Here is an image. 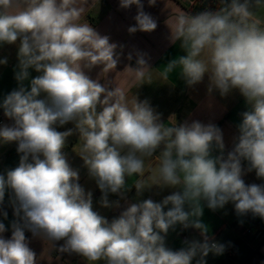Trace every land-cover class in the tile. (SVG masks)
I'll return each instance as SVG.
<instances>
[{"label":"clouds","instance_id":"clouds-1","mask_svg":"<svg viewBox=\"0 0 264 264\" xmlns=\"http://www.w3.org/2000/svg\"><path fill=\"white\" fill-rule=\"evenodd\" d=\"M132 5L137 15L129 33L155 30L157 23L143 11L141 0H120L122 8ZM81 11L76 0H0V44L19 42L18 87L0 101L12 123L0 126V143L15 142L20 154L18 166L0 173V205L8 193L16 218L10 238L3 236L8 229L0 222V264H37L26 231L51 242L63 240L60 252L89 262L206 264L204 257L222 253L223 245L208 240V227L200 219L202 201L213 210L231 202L237 213L264 219V183L243 179L254 171L264 180V22L239 0L220 11L183 14L177 20L174 39L186 55L169 63L165 78L177 67L188 85L208 74L221 95L238 90L249 106L225 155L222 131L213 124L165 127L146 101L129 106L121 97L109 103L113 92L102 99L105 88L84 69L114 68L117 45L78 23ZM29 69L38 75L25 86ZM99 104L105 106L97 112ZM68 123L75 124L83 140L80 155L101 192L102 207L113 206L109 193L123 196L129 190L128 177L143 176V157L161 145L158 183L175 190L160 202L130 203L111 220L101 215L64 151L72 129L58 127ZM134 187L139 194L146 186L138 181ZM0 215L7 219L6 211ZM176 225L199 230L203 240L170 249L165 238Z\"/></svg>","mask_w":264,"mask_h":264},{"label":"crops","instance_id":"crops-1","mask_svg":"<svg viewBox=\"0 0 264 264\" xmlns=\"http://www.w3.org/2000/svg\"><path fill=\"white\" fill-rule=\"evenodd\" d=\"M195 1L155 0V4L150 5L149 0H141L143 11L155 20L157 27L151 32L138 30L129 33L128 28L136 24L134 19L137 15L136 5L122 8L120 0H76V7L82 10L78 23L88 24L100 35L108 36L110 43L117 45L115 48L117 64L114 68H105L97 64L84 70L91 79L98 81L105 88L106 92L102 94V99L109 92H113L116 95L108 97L109 103L121 97V102L129 106L133 101H146L165 127L191 124L193 121L219 127L223 134V152L226 155L231 151L234 138L238 135L237 125L241 122V113L249 109L239 91L232 90L226 95H221L219 90L212 86L208 74L201 82L188 85L179 67L168 72L165 78L169 63L186 55L181 47V41L174 39V34L179 15H189L187 9ZM245 3L253 18L264 22V0H246ZM222 6L229 7L230 3L223 2ZM18 46L19 42L0 44V60L7 59L6 64H0V101L18 87L14 78L19 63ZM141 58L146 61L145 65L138 63ZM29 73V80L24 82L25 86L29 85L32 77L38 75L34 69H29ZM104 106L99 104L96 111H102ZM0 113L3 114L2 109ZM11 123L12 121L4 116L2 125ZM68 129H72V135L67 138L64 149L68 160L73 168L79 170V183L86 192H92L94 209L109 220L118 216L130 203L147 198L160 202L175 190L158 183L159 156L163 150L161 145L152 156L143 157L145 160L143 176L128 177L126 188L129 190L123 196L108 195V200L113 206L102 207L101 192L95 180L89 177L80 155L83 140L78 129L74 123L58 127L59 131ZM16 149L15 142L0 143V173L18 166L20 154ZM217 154L219 150H214L213 155ZM244 167L247 168V162H244ZM243 179L246 184L264 183V180L257 178L254 171L246 172ZM138 181H142L146 186L139 194L134 187ZM115 202H118V206ZM201 206L203 215L200 219L208 227L209 242L223 245L222 253L209 252L204 257L206 264H264V227L253 220L252 213H237L231 202L215 210L208 208L203 201ZM0 211L7 212V219L0 215V222L8 229L3 236L10 238L11 223L16 218L7 193L3 205H0ZM179 230L180 225H176L169 230L165 238L166 246L172 250L186 246ZM25 235L29 247L36 253L37 264H105L103 260L89 262L79 254L60 252L59 246L64 243L63 240L47 241L41 236H33L29 231H26ZM203 238L201 232L193 228L188 241H201Z\"/></svg>","mask_w":264,"mask_h":264},{"label":"trees","instance_id":"trees-1","mask_svg":"<svg viewBox=\"0 0 264 264\" xmlns=\"http://www.w3.org/2000/svg\"><path fill=\"white\" fill-rule=\"evenodd\" d=\"M223 2H229L231 4V0H196L187 11L189 15H196L204 11H220L223 8ZM239 2L245 3L246 0H239ZM252 216L254 215L252 214Z\"/></svg>","mask_w":264,"mask_h":264},{"label":"built area","instance_id":"built-area-1","mask_svg":"<svg viewBox=\"0 0 264 264\" xmlns=\"http://www.w3.org/2000/svg\"><path fill=\"white\" fill-rule=\"evenodd\" d=\"M4 123V115L2 113H0V126ZM113 195H118V194H113ZM7 198L9 199V194L7 193ZM253 220L259 224L260 226L264 227V219L260 218L259 216H253ZM180 236L182 238L183 241H188V237L190 234H192L193 232V228L189 227L187 229H184L181 225H180Z\"/></svg>","mask_w":264,"mask_h":264},{"label":"rangeland","instance_id":"rangeland-1","mask_svg":"<svg viewBox=\"0 0 264 264\" xmlns=\"http://www.w3.org/2000/svg\"><path fill=\"white\" fill-rule=\"evenodd\" d=\"M110 196H111V197H114L111 193H109V197H110Z\"/></svg>","mask_w":264,"mask_h":264}]
</instances>
